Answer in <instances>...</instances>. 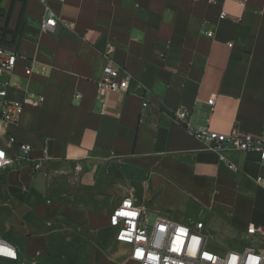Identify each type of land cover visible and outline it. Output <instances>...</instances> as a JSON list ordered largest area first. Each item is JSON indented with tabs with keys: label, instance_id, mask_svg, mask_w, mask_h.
<instances>
[{
	"label": "crops",
	"instance_id": "1",
	"mask_svg": "<svg viewBox=\"0 0 264 264\" xmlns=\"http://www.w3.org/2000/svg\"><path fill=\"white\" fill-rule=\"evenodd\" d=\"M1 2L0 43L19 53L9 98L45 96L11 129L32 145L36 167L0 174V234L21 243L26 264H45L51 243L88 245L84 264H120L113 244L98 243L122 244L109 218L126 195L156 216L202 219L229 243L264 229L260 155L227 150L231 169L171 113L184 108L193 126L226 135H262L264 0H49L54 32L42 27L41 0ZM110 61L133 79L103 111Z\"/></svg>",
	"mask_w": 264,
	"mask_h": 264
},
{
	"label": "built area",
	"instance_id": "2",
	"mask_svg": "<svg viewBox=\"0 0 264 264\" xmlns=\"http://www.w3.org/2000/svg\"><path fill=\"white\" fill-rule=\"evenodd\" d=\"M41 1L49 13L42 27L45 31L54 32L59 20L50 7L49 0ZM241 1L243 5L248 2ZM1 8L0 0V13ZM220 17L222 19L228 17V12L222 10ZM206 34L213 37L214 33L208 31ZM18 58L19 53L16 49L0 43V174L8 170L18 171L27 166L36 167L32 145L17 140L11 129L19 125L26 106H41L45 96L27 91L22 100L9 98L11 75ZM44 70L45 65H40V72L44 73ZM32 72L33 68L29 66L26 74ZM132 79L127 70L112 61L105 66L104 76L99 82V100L103 111L107 107L108 94L112 91L129 92ZM76 96L81 98L82 94L78 92ZM214 100V97H211L208 102L213 104ZM171 113L185 129L207 142L209 148L218 151L222 161L229 168L237 169V165L228 161L225 156L227 150L254 151L264 162V130L259 138L243 137L236 130L226 135L212 131L208 127L193 126L189 112L184 108L174 109ZM49 158L48 148L45 147L43 160ZM109 222L115 230L116 241L130 247L126 264H264L262 240L242 249L229 248L220 252L210 246V237L206 233L204 220L191 218L188 221H181L169 215H157L151 222L147 209L138 205L131 195L123 197L112 210ZM248 233L264 239L263 228L250 227ZM2 262L26 264L15 240L0 234V263Z\"/></svg>",
	"mask_w": 264,
	"mask_h": 264
},
{
	"label": "rangeland",
	"instance_id": "3",
	"mask_svg": "<svg viewBox=\"0 0 264 264\" xmlns=\"http://www.w3.org/2000/svg\"><path fill=\"white\" fill-rule=\"evenodd\" d=\"M120 194H122V192H120ZM148 214L150 217V221L153 222L156 217V212L150 209L148 210ZM206 233L210 237V243H209L210 246L216 248L220 252H224L229 248L241 249L242 246H246V245L248 246L251 245V243H260V240L264 242V239H261L260 236H254V237H243V239L237 237L234 239L233 243H229L222 240V238L219 237V235L212 228H208V231L206 230ZM18 244L21 243H17V245ZM51 244H52V250L47 254V257L43 260L45 264H80L79 263L80 261L78 259L79 251L85 253L86 255L85 259H83L81 262L82 264H84L86 260L89 259L91 254L90 247L83 243L81 247H73V243H51ZM98 244L103 245L104 248H107L106 246L113 244L115 247V256L118 257L120 264H125L126 261L128 260L129 250L127 248V245H124L123 243L122 244L98 243ZM18 247L20 248L19 245ZM27 260H28L27 264H29L30 259ZM0 264H12V263L2 262Z\"/></svg>",
	"mask_w": 264,
	"mask_h": 264
},
{
	"label": "snow or ice",
	"instance_id": "4",
	"mask_svg": "<svg viewBox=\"0 0 264 264\" xmlns=\"http://www.w3.org/2000/svg\"><path fill=\"white\" fill-rule=\"evenodd\" d=\"M8 254H9V255H11V253H10V252H9Z\"/></svg>",
	"mask_w": 264,
	"mask_h": 264
}]
</instances>
